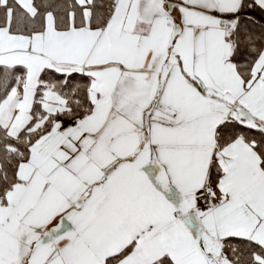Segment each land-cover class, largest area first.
Wrapping results in <instances>:
<instances>
[{
    "label": "snow or ice",
    "instance_id": "6c2138e0",
    "mask_svg": "<svg viewBox=\"0 0 264 264\" xmlns=\"http://www.w3.org/2000/svg\"><path fill=\"white\" fill-rule=\"evenodd\" d=\"M0 264H264V0H0Z\"/></svg>",
    "mask_w": 264,
    "mask_h": 264
}]
</instances>
